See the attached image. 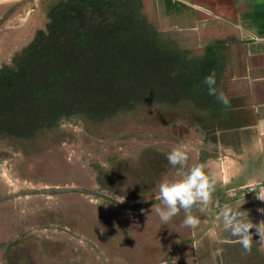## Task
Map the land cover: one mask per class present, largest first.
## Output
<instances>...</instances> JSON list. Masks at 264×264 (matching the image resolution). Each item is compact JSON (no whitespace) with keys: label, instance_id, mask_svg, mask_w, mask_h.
Listing matches in <instances>:
<instances>
[{"label":"rangeland","instance_id":"374dc122","mask_svg":"<svg viewBox=\"0 0 264 264\" xmlns=\"http://www.w3.org/2000/svg\"><path fill=\"white\" fill-rule=\"evenodd\" d=\"M57 1L0 0V66L44 30ZM153 2L149 20L165 45L198 56L219 43L224 66L216 92L229 104L143 102L100 122L73 117L31 139L0 140V264H264L259 235L246 252L225 230L217 191L192 210L195 226L184 223L183 211L164 223L153 207L159 183L179 178L167 160L178 145L186 169L203 165L215 188L216 159L235 170L249 164L241 140L231 142L242 119L226 95L235 92L229 41L178 29Z\"/></svg>","mask_w":264,"mask_h":264},{"label":"trees","instance_id":"16d2710c","mask_svg":"<svg viewBox=\"0 0 264 264\" xmlns=\"http://www.w3.org/2000/svg\"><path fill=\"white\" fill-rule=\"evenodd\" d=\"M161 2L155 8L176 19L171 0ZM145 9L144 0L51 5L44 30L0 66V140L31 139L73 117L100 122L143 102L217 107L203 81L215 70L217 91L219 43L198 56L167 46Z\"/></svg>","mask_w":264,"mask_h":264},{"label":"crops","instance_id":"0c3cea01","mask_svg":"<svg viewBox=\"0 0 264 264\" xmlns=\"http://www.w3.org/2000/svg\"><path fill=\"white\" fill-rule=\"evenodd\" d=\"M153 1L146 0L147 14L154 10ZM157 1L163 3V0ZM171 2L176 17L172 21L178 29L192 30L198 33V37L202 31L211 32L207 36L217 37L224 43L229 41L226 45L235 53L233 63L229 64L230 72L234 73L235 92L231 89L226 95L232 99L231 105L237 106L231 108L241 113L242 120L241 125H236L231 142L238 144L237 137L241 140L240 144L245 145L244 158L250 156L246 159L249 164L239 165L235 170L226 168L225 163L216 159L210 164L216 174H211L212 178H219L225 194L220 198L221 211L227 207L231 213H239L240 218L247 219L254 226L264 223V188L258 186L264 187V0ZM239 130L242 136L237 132ZM229 147L234 151L232 146ZM239 184L255 185L253 196L234 197L232 189ZM250 235H258L256 227L250 229Z\"/></svg>","mask_w":264,"mask_h":264},{"label":"clouds","instance_id":"9594fccd","mask_svg":"<svg viewBox=\"0 0 264 264\" xmlns=\"http://www.w3.org/2000/svg\"><path fill=\"white\" fill-rule=\"evenodd\" d=\"M203 83L207 85L208 94L217 96L215 84V70L204 77ZM217 99L227 106L229 101L223 92H220ZM184 145H178L167 155L170 165L177 168L178 179L162 180L158 185L159 203L153 205L156 213L162 222L167 223L172 217L183 211L185 215L184 223L189 226L198 224V218L192 214V210L198 205H207L210 199L212 185L209 177L205 174L203 165H194L186 169L187 154ZM258 199L259 196H258ZM203 211V208L200 209ZM225 230L231 235L238 237L237 242L246 252H251L253 243L250 229L256 227L259 235V242L264 244V223L254 226L247 219L240 218L239 213H231L225 207L221 211Z\"/></svg>","mask_w":264,"mask_h":264},{"label":"flooded vegetation","instance_id":"af4514ba","mask_svg":"<svg viewBox=\"0 0 264 264\" xmlns=\"http://www.w3.org/2000/svg\"><path fill=\"white\" fill-rule=\"evenodd\" d=\"M217 185V188L213 187L212 186V190L213 191H217L219 194H220V198L222 196H224V191L223 189L221 188V186L219 185V183L216 184ZM248 185H236L234 189H232V193L234 195V197H237L239 196L240 198H243V197H252L254 193L252 194H247L246 193V189H247ZM227 202V201H226ZM230 202H232L230 200Z\"/></svg>","mask_w":264,"mask_h":264},{"label":"built area","instance_id":"2783aa9c","mask_svg":"<svg viewBox=\"0 0 264 264\" xmlns=\"http://www.w3.org/2000/svg\"><path fill=\"white\" fill-rule=\"evenodd\" d=\"M258 186H259L260 189H263L264 188L262 185H258ZM255 187H256L255 185L248 186L247 189H246V193L247 194L253 193L254 190H255Z\"/></svg>","mask_w":264,"mask_h":264},{"label":"bare ground","instance_id":"6f19581e","mask_svg":"<svg viewBox=\"0 0 264 264\" xmlns=\"http://www.w3.org/2000/svg\"><path fill=\"white\" fill-rule=\"evenodd\" d=\"M226 130H227V129H226ZM249 157H250V156H249ZM249 157H248V158H249ZM224 177H225V176H224ZM246 185H247V184H246ZM260 200H261V199H260Z\"/></svg>","mask_w":264,"mask_h":264}]
</instances>
